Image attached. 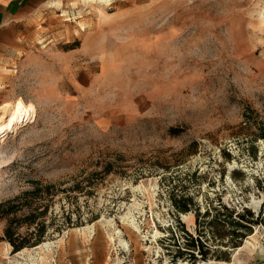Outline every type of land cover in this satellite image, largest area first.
Returning a JSON list of instances; mask_svg holds the SVG:
<instances>
[{
	"label": "rangeland",
	"instance_id": "1",
	"mask_svg": "<svg viewBox=\"0 0 264 264\" xmlns=\"http://www.w3.org/2000/svg\"><path fill=\"white\" fill-rule=\"evenodd\" d=\"M101 1L72 0L0 62V108L28 111L0 144V203L66 190L21 260L0 221L8 264L43 243L36 264H264V0ZM129 4L70 61L86 38L71 22Z\"/></svg>",
	"mask_w": 264,
	"mask_h": 264
},
{
	"label": "crops",
	"instance_id": "2",
	"mask_svg": "<svg viewBox=\"0 0 264 264\" xmlns=\"http://www.w3.org/2000/svg\"><path fill=\"white\" fill-rule=\"evenodd\" d=\"M125 1L130 2V0ZM110 10L106 8L102 9V11L106 12V17L103 16V20H106V22L103 24L98 23L94 28H90L89 26L82 28L78 26V24L82 23L81 19L83 18H76L74 22H71V24L76 23V29L81 31V33L75 35V39L83 41L81 37L86 36V38L82 42V47L78 52L69 54L70 61L79 53L82 54L84 46L89 44L90 35H85V33H88L89 30L100 31L113 29L110 25L117 24L112 23L113 19L117 18L115 15L118 12H126V10L132 12V4L115 7L114 11ZM78 12L77 8H72V0H0V62L5 57L15 52L18 53L19 50L24 52L26 40L34 37L35 31L38 30V24L47 20L51 21L54 16H63L66 14L70 18L71 14L76 15ZM128 15L132 16V14ZM117 25L119 27L120 23L118 22ZM42 26L43 29H47L45 25L42 24ZM8 253L9 248L4 250L0 247V264H8Z\"/></svg>",
	"mask_w": 264,
	"mask_h": 264
},
{
	"label": "trees",
	"instance_id": "3",
	"mask_svg": "<svg viewBox=\"0 0 264 264\" xmlns=\"http://www.w3.org/2000/svg\"><path fill=\"white\" fill-rule=\"evenodd\" d=\"M30 184L29 190L0 203V221L6 222L2 240L11 245L14 254L42 243L47 233L46 221L49 212L54 207L59 194L66 191L65 189L61 190L59 184L43 181H32ZM183 202L185 205L181 206L180 203ZM174 205L180 212L187 213L189 212L188 205H193V202L192 199L183 201L174 199ZM235 215L236 212L232 211L229 217ZM235 217L240 221H232L231 224L245 230V232L237 235V238L244 239L248 236L246 232L250 231V227L243 223L245 216L237 214ZM248 224L255 225L258 223L251 221ZM23 231H25L26 236H23Z\"/></svg>",
	"mask_w": 264,
	"mask_h": 264
},
{
	"label": "bare ground",
	"instance_id": "4",
	"mask_svg": "<svg viewBox=\"0 0 264 264\" xmlns=\"http://www.w3.org/2000/svg\"><path fill=\"white\" fill-rule=\"evenodd\" d=\"M101 2L108 3L109 0H102ZM27 116H28V111L23 106H20V105L15 106L11 103H7L0 108V144L2 143V138H5L6 134L9 131L13 132L17 130L18 129L17 127L22 124V121H24L27 118ZM128 220H131V224H132V217L128 218ZM115 235L118 238L117 246L123 247L125 250L129 251V244L120 238L121 232L116 231ZM26 250L28 249H24L23 251L17 254L18 256H20L18 257L20 258V260L22 259V256L24 254L23 252ZM42 251L46 252L47 255L49 253L53 255L55 254V250H53V247L51 246V244L43 243L42 245H40L33 251H30V250L28 251V252H35L36 254L35 256H37V257H33L32 259H30V262L32 264L37 263L38 257H40V253ZM30 254H28V256H30Z\"/></svg>",
	"mask_w": 264,
	"mask_h": 264
}]
</instances>
